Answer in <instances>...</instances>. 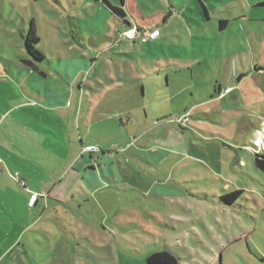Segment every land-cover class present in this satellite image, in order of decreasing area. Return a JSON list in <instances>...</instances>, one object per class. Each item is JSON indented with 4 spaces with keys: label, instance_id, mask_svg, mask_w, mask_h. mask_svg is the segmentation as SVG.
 Masks as SVG:
<instances>
[{
    "label": "rangeland",
    "instance_id": "374dc122",
    "mask_svg": "<svg viewBox=\"0 0 264 264\" xmlns=\"http://www.w3.org/2000/svg\"><path fill=\"white\" fill-rule=\"evenodd\" d=\"M201 1L211 19L199 0H148L157 12L177 6L174 12L186 29L176 20L164 36L175 34L172 40L183 42L188 53L166 38L151 40L147 56L155 65L145 79L148 114L140 115L143 125L136 118L124 119V124L121 117L110 119L113 115L100 112L109 99H91L85 85L81 95L76 88L72 92L65 118L41 108L30 116L55 130L48 134L61 142L71 139L77 151L80 139L94 142L98 149L86 156L91 154L110 176L94 189L80 174L59 210L65 226L50 224L48 250L56 246L60 258L50 256L49 262L146 264L148 254L168 245L189 264H264V171L256 166L254 149L264 142V6H259L264 0ZM83 2L0 0L4 107L26 99L22 83L9 76L7 61L27 55L23 34L31 19L41 37L37 47L55 65L62 60L60 72L75 74L86 61L95 63L92 54L98 46L90 31H84L88 50L69 44V17H90ZM220 19L228 21L224 30ZM111 31L105 37L93 35V40L109 46L113 42L108 37L124 39L121 32ZM110 56L102 54L90 79L102 74L99 65ZM170 63L177 64V74ZM47 85L55 88L50 80ZM110 101L122 103L119 98ZM182 112H188L187 121L179 119ZM63 160L66 166L68 158ZM235 190L243 193L234 204L220 200ZM72 197L78 200L69 203Z\"/></svg>",
    "mask_w": 264,
    "mask_h": 264
},
{
    "label": "crops",
    "instance_id": "0c3cea01",
    "mask_svg": "<svg viewBox=\"0 0 264 264\" xmlns=\"http://www.w3.org/2000/svg\"><path fill=\"white\" fill-rule=\"evenodd\" d=\"M168 1L173 2V0ZM83 3L88 5L86 11L89 12L90 17L73 15L69 17L68 32L72 37L69 44L72 46V42H74L79 47L88 50V39L85 37L84 31L86 29L90 31V39L95 47L98 46V50L94 54L91 52L95 60L94 64H90L88 60L85 66L76 68L75 74H69V70L60 72L61 59L55 65L52 60L46 57L45 61L36 62V69L31 67L23 61V59L30 58L27 51L26 56L18 59L11 58L7 61L9 76L22 83L26 99L8 108L0 103V264H65L60 259L53 262L47 260L50 256L60 258L57 257L59 253L56 251V246H52V250H48L50 248L47 243L50 241L48 233L52 229L50 224L55 221L62 228L65 226L60 219L59 210L65 207L66 196L73 193L80 174L88 179V183L94 189L102 187L99 185L102 183L100 179L110 178L104 166L100 163L96 165L92 160V155L89 154L88 157L86 155L89 152L83 151V146L96 145L94 142L85 144L80 139L79 151H77L73 148L74 144L71 139L61 142L58 140L59 138L48 134V131L56 134L50 126H41L32 122L30 116L34 112L38 113L37 110L41 108L48 115L58 113L63 115L58 118H65L66 111L71 107L72 92L76 88V94L81 95L85 85V87L91 88L86 91V94H90L91 99L98 98V101H102L104 98L109 99L102 103L100 112L113 115L110 116V119L115 116L121 117L120 123L124 124V119L129 121L136 118L141 126L144 119L140 115L144 112L145 118H147L148 112L144 103L147 94L145 79L147 75L152 74L149 73L151 70L148 68L151 67L153 60L147 56V52L151 50L149 45L152 41L129 40L116 35L108 37V40L113 42L108 46L105 42L96 43L93 40V35L105 37L107 36L105 33H111L112 28L117 34H120V31L128 30L132 26L146 28L145 26L155 23L154 26L148 27L160 29V35L153 41L166 38L188 53L183 42L172 40V36L175 34L171 36L167 32L164 36V29L170 28L176 20L180 21L184 30L186 29L185 23L174 12L178 11L176 5H172L169 11L157 12V9L153 8L148 0H127L126 20L128 23H126L115 17L103 0H84ZM259 6H264V2ZM184 13L182 14L184 15ZM208 15L209 18L207 16L206 18L211 19L209 10ZM25 24L27 25V22ZM73 30L78 33L79 39L72 34ZM26 33L23 34V39ZM178 36L180 37V35ZM111 50L114 52H110ZM103 53L111 56L106 57L105 61L99 65L102 74L95 75L90 79L91 72L103 59L101 58ZM69 60L71 61V59ZM103 66H105V70L102 68ZM110 66L113 67L112 71ZM177 68V64H169L171 72L177 74ZM188 69L192 71L191 68ZM153 74H156L154 76L157 77V69L153 71ZM167 78L169 83V75ZM49 80L54 83L53 90H50L47 85ZM153 94L151 93V95ZM111 98H119L122 103L120 106H114V103L110 101ZM116 107L121 108L116 110ZM186 107L188 109L190 106ZM187 109L186 111H188ZM185 112L182 114H186ZM79 136L81 137V134ZM259 140L261 139L257 138L255 141ZM258 147L261 149H258L257 152L264 151V142L254 149ZM64 158H68L69 161L66 166L63 164ZM84 158L87 159L84 160ZM15 179H19V184ZM34 195L36 199L32 202ZM77 200L72 197L69 203H75ZM38 243L41 245L40 249ZM165 247L171 249L168 245ZM159 249L161 248L157 250ZM171 250L183 263L189 264L185 261L186 258H182L176 251Z\"/></svg>",
    "mask_w": 264,
    "mask_h": 264
},
{
    "label": "trees",
    "instance_id": "16d2710c",
    "mask_svg": "<svg viewBox=\"0 0 264 264\" xmlns=\"http://www.w3.org/2000/svg\"><path fill=\"white\" fill-rule=\"evenodd\" d=\"M103 2L110 8L115 17L123 20L128 23L126 16L127 11V0H103ZM200 6L203 9L205 16L209 18L208 10L206 5L199 0ZM228 21L225 19L219 20V27L221 30L227 27ZM127 30V29H126ZM122 30L120 32H125ZM72 34L78 38V33L74 30ZM79 39V38H78ZM40 42V37L37 34L36 24L34 19H31L27 33L24 36V47L26 48L29 59H23L24 62H27L31 67L37 68L36 62H43L46 60V56L39 50L37 44ZM255 163L256 166L264 171V151L255 152ZM243 190H235L227 192L221 196L220 200L227 204L232 205L235 201L242 195ZM147 264H186L181 261V259L168 247H162L161 249L152 252L147 257ZM193 264V263H192Z\"/></svg>",
    "mask_w": 264,
    "mask_h": 264
},
{
    "label": "built area",
    "instance_id": "2783aa9c",
    "mask_svg": "<svg viewBox=\"0 0 264 264\" xmlns=\"http://www.w3.org/2000/svg\"><path fill=\"white\" fill-rule=\"evenodd\" d=\"M121 35L124 38L129 39V40H135V39H141L142 41L155 40L160 35V29L156 28V27H153V28H139L137 26H132L131 28H129L128 30L123 32ZM179 119L182 120V121H187L189 119L188 118V113L184 114ZM260 148L261 147H258L257 149H255V151H257ZM97 149H98L97 145H94V144L83 146V151L84 152H92V151L97 150ZM35 199H36V196L34 195L32 197V202H34Z\"/></svg>",
    "mask_w": 264,
    "mask_h": 264
}]
</instances>
